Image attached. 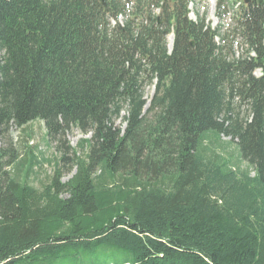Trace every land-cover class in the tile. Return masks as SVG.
Segmentation results:
<instances>
[{"label":"trees","instance_id":"trees-1","mask_svg":"<svg viewBox=\"0 0 264 264\" xmlns=\"http://www.w3.org/2000/svg\"><path fill=\"white\" fill-rule=\"evenodd\" d=\"M217 1L230 34L190 0H0V137L61 152L39 190L0 149V264H264V0Z\"/></svg>","mask_w":264,"mask_h":264},{"label":"rangeland","instance_id":"rangeland-1","mask_svg":"<svg viewBox=\"0 0 264 264\" xmlns=\"http://www.w3.org/2000/svg\"><path fill=\"white\" fill-rule=\"evenodd\" d=\"M190 7L192 11L190 14L191 18H195L193 16L194 11L197 20L205 18L207 23L212 24L214 27L222 25L224 33H232L233 23L230 17L220 20L216 15L217 0H193V5ZM198 12H200V18L197 14ZM168 39L169 42H171L172 38L168 37ZM217 41L220 42V39H217ZM231 43L233 46L232 54H234L236 58H240L246 54L247 47L239 38L232 36V42H230V44ZM255 75L257 77L261 76L259 72H256ZM154 94L155 86H147L145 99L147 100L148 104L151 102ZM116 127L124 130L126 128V124L121 119L116 122ZM90 137V135H83L78 130H73L67 135V142L71 147L79 150L78 144L80 141L83 139H90ZM221 141L222 144L219 151L222 153L225 152L229 155L232 154L235 157L234 165H236L238 161L237 154H235L236 145L231 144L230 139L226 137H222ZM0 149L6 151L7 154H10L11 151H17L19 152L20 159H27V161H29L31 158V155L29 154L31 150L36 153L42 164L41 166L39 165V168L35 169L37 174L31 177L30 183L39 190H42L44 186L50 183V180L54 175L56 165L58 164L61 157V152L58 150L57 144L51 141L48 137L47 129L42 121H36L24 129L12 127L7 134L0 137ZM60 166H63V164L60 163ZM243 168H245V166ZM24 172L25 171H22V175H24ZM74 174L75 170L69 171V169H65L63 182H68L74 176Z\"/></svg>","mask_w":264,"mask_h":264},{"label":"water","instance_id":"water-1","mask_svg":"<svg viewBox=\"0 0 264 264\" xmlns=\"http://www.w3.org/2000/svg\"><path fill=\"white\" fill-rule=\"evenodd\" d=\"M245 2H246V4H247V5H249V4H250V2H251V0H246ZM191 45H192V46H194V42H192V44H191ZM170 50L172 51V47H171V49H170ZM171 51H170V52H171ZM148 106H149V104H148ZM148 106H147V107H148Z\"/></svg>","mask_w":264,"mask_h":264},{"label":"bare ground","instance_id":"bare-ground-1","mask_svg":"<svg viewBox=\"0 0 264 264\" xmlns=\"http://www.w3.org/2000/svg\"><path fill=\"white\" fill-rule=\"evenodd\" d=\"M192 5V4H191ZM191 8V7H190ZM213 8V7H212ZM193 16L195 17V18H191V16H190V18L191 19H193V20H196V16H195V14H194V12H193Z\"/></svg>","mask_w":264,"mask_h":264}]
</instances>
